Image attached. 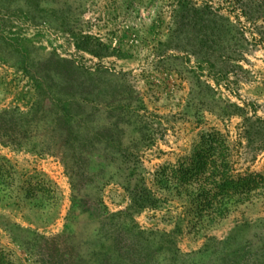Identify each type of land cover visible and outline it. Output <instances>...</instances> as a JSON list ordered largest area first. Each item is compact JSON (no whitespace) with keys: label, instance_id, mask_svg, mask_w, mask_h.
Masks as SVG:
<instances>
[{"label":"rangeland","instance_id":"1","mask_svg":"<svg viewBox=\"0 0 264 264\" xmlns=\"http://www.w3.org/2000/svg\"><path fill=\"white\" fill-rule=\"evenodd\" d=\"M191 7L216 12L240 32L220 46L239 61L211 60L226 70L222 75H207L171 37L174 22L186 24ZM8 51L15 53L0 60V112L31 109L44 69L65 59L86 71L113 73L101 77L130 86L134 102L149 113L147 122L162 132V138H147L140 154L154 202L121 218L140 254L133 264H264V189L209 223L204 212L196 217L186 202L153 185L159 167L189 156L213 130L234 148L239 173L264 176V152L247 149L242 118H218L204 108L229 103L264 123V0H0V53ZM200 83L213 92L202 96ZM138 121L130 118L124 143L137 137ZM0 178L9 186L0 192V264H36L33 248L26 251L20 241L63 232L68 178L56 159L2 145ZM91 194L110 214L124 213L129 203L116 181L97 182Z\"/></svg>","mask_w":264,"mask_h":264},{"label":"trees","instance_id":"2","mask_svg":"<svg viewBox=\"0 0 264 264\" xmlns=\"http://www.w3.org/2000/svg\"><path fill=\"white\" fill-rule=\"evenodd\" d=\"M186 11L187 23L174 22L172 39L183 42L181 50L192 56L200 69L205 68L207 75H222L226 70L211 60L217 56L219 60L239 61L220 48L239 31L229 19L206 7ZM14 53H0V60H10ZM43 72L44 80L31 109L0 112V145L59 161L69 181L71 204L61 234L36 235L20 242L27 246L26 251L33 248L31 256L36 264H133L140 254L123 232L121 218L153 204L152 191L142 179L140 154L147 138H162L163 134L147 122L149 113L142 103L134 102L130 86L116 77L102 79L105 74L115 76L106 69L93 73L57 59ZM199 86L204 97L213 92L206 83ZM209 106L205 105V111L218 118H242L247 149L264 152L261 120L246 118L242 109L229 103L217 109ZM132 117L139 120L137 137L124 143L125 128L132 125ZM234 151L224 134L215 130L204 133L189 156L154 172L153 185L186 202L196 217L204 212L206 220L214 223L264 189L263 175L235 169ZM104 179L118 182L126 192L129 203L124 213L110 214L101 198L91 194ZM6 185L0 178V192L9 189Z\"/></svg>","mask_w":264,"mask_h":264}]
</instances>
